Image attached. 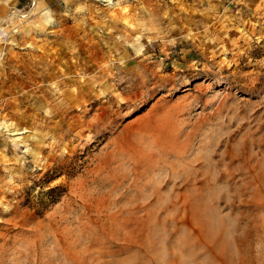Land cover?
I'll return each mask as SVG.
<instances>
[{
  "label": "rangeland",
  "instance_id": "1",
  "mask_svg": "<svg viewBox=\"0 0 264 264\" xmlns=\"http://www.w3.org/2000/svg\"><path fill=\"white\" fill-rule=\"evenodd\" d=\"M100 1L0 0V264H264V0Z\"/></svg>",
  "mask_w": 264,
  "mask_h": 264
},
{
  "label": "bare ground",
  "instance_id": "2",
  "mask_svg": "<svg viewBox=\"0 0 264 264\" xmlns=\"http://www.w3.org/2000/svg\"><path fill=\"white\" fill-rule=\"evenodd\" d=\"M97 1H100V0H97ZM101 2V1H100ZM106 2H110V0H106ZM203 2V1H202ZM86 7V6H85ZM84 7V8H85ZM129 13H131V12H129ZM129 13H127V11L126 12H121L120 14H118V16L116 17L115 16V18H114V21L115 22H117V21H124V22H126L127 21V15L129 14ZM78 14V13H77ZM83 15V14H82ZM77 17V16H76ZM78 22H80V21H78ZM116 25H117V23H116ZM85 28H86V25L85 24H80V25H78L77 27H76V29H78V30H85ZM99 30V29H98ZM82 32V31H81ZM101 34H100V36H101V38H103V36L104 37H107V38H114V34H113V31H104V30H102V32H100ZM87 33H83L82 34V37L83 36H85ZM66 36V35H65ZM83 39V38H82ZM97 40V39H96ZM98 41V40H97ZM70 42V41H69ZM106 42V41H105ZM20 44V43H19ZM69 44V43H68ZM70 46V45H69ZM72 46H73V44H72ZM75 46H76V44H75ZM97 44L96 43H94V42H92V43H88V42H85V43H82V44H80V51L78 52V53H76V55H80V52H85V51H89V50H92L91 52L89 51V53L90 54H88V56L90 57L92 54H95V55H98L99 53H96V50H97ZM116 48V47H115ZM73 53H75V52H73ZM75 56V55H74ZM98 57V56H97ZM86 61V60H85ZM84 61V62H85ZM86 63V62H85ZM259 184H260V186L262 187V188H264V174H262V175H260V179H259ZM261 188V189H262ZM264 190V189H263ZM210 213V212H209ZM214 217V216H213ZM218 222H219V220H218ZM204 231L207 233V232H210V228H209V226H207L206 225V228L204 229ZM220 237H222L221 236V234H220ZM220 242V241H219ZM226 244V243H225ZM223 244H221L220 245V247L222 246ZM228 244H226V246H227ZM242 245H243V248H245V247H248L247 245H245V243L243 244L242 243ZM244 245H245V247H244ZM224 246V245H223ZM223 246H222V248H223ZM250 246V245H249ZM225 248V247H224ZM251 248V247H250ZM247 249V248H246ZM244 251H247L248 252V250H244ZM251 251V250H250ZM243 252V251H242ZM244 253V252H243ZM225 255H224V259H225V261L227 262V263H229L230 262V254L228 253V251L226 250L225 251V253H224ZM246 254V253H245ZM245 256V255H244ZM212 257V256H211ZM244 258V257H243ZM246 260H245V258H244V262H245ZM249 263H250V261H249ZM249 263H245V264H249Z\"/></svg>",
  "mask_w": 264,
  "mask_h": 264
},
{
  "label": "crops",
  "instance_id": "3",
  "mask_svg": "<svg viewBox=\"0 0 264 264\" xmlns=\"http://www.w3.org/2000/svg\"><path fill=\"white\" fill-rule=\"evenodd\" d=\"M15 3H20V2H22V1H24V0H13Z\"/></svg>",
  "mask_w": 264,
  "mask_h": 264
}]
</instances>
